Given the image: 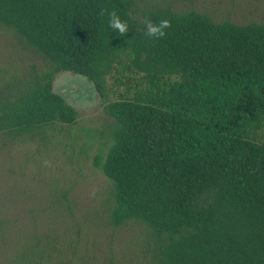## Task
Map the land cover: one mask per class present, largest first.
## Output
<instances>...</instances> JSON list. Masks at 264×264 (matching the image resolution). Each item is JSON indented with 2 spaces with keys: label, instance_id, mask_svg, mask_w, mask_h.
Segmentation results:
<instances>
[{
  "label": "trees",
  "instance_id": "obj_1",
  "mask_svg": "<svg viewBox=\"0 0 264 264\" xmlns=\"http://www.w3.org/2000/svg\"><path fill=\"white\" fill-rule=\"evenodd\" d=\"M141 0H0V27L44 59L0 85V135L35 137L80 115L55 91L64 72L106 100L115 227L148 231L146 264H264V24L217 22ZM127 23L121 35L111 14ZM168 20L166 36L147 24Z\"/></svg>",
  "mask_w": 264,
  "mask_h": 264
},
{
  "label": "rangeland",
  "instance_id": "obj_2",
  "mask_svg": "<svg viewBox=\"0 0 264 264\" xmlns=\"http://www.w3.org/2000/svg\"><path fill=\"white\" fill-rule=\"evenodd\" d=\"M137 14L172 7L217 22L264 24V0H141ZM44 59L0 27V85L41 69ZM56 93L75 107L76 125H54L35 137L0 135V264H146V227H115L114 185L97 167L114 145L110 102L127 89L111 81L104 100L87 78L61 73Z\"/></svg>",
  "mask_w": 264,
  "mask_h": 264
},
{
  "label": "clouds",
  "instance_id": "obj_3",
  "mask_svg": "<svg viewBox=\"0 0 264 264\" xmlns=\"http://www.w3.org/2000/svg\"><path fill=\"white\" fill-rule=\"evenodd\" d=\"M110 27L118 31L121 35L128 33V25L125 22H122L119 16L116 13L111 14ZM171 27L170 21L164 19L160 20L159 23L153 24L151 21L147 24V32L150 37L153 38H163L166 36V29Z\"/></svg>",
  "mask_w": 264,
  "mask_h": 264
}]
</instances>
